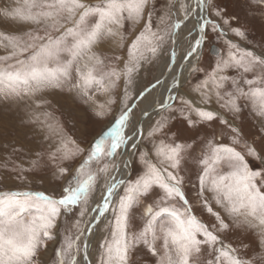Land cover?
Segmentation results:
<instances>
[{"label":"snow or ice","instance_id":"obj_1","mask_svg":"<svg viewBox=\"0 0 264 264\" xmlns=\"http://www.w3.org/2000/svg\"><path fill=\"white\" fill-rule=\"evenodd\" d=\"M0 17L24 26L0 30V100L31 101L46 144L3 166L64 181L0 190V264H133L141 246L154 264H264V43L224 0H5ZM65 91L86 106L71 130L46 98ZM234 228L254 243L225 242Z\"/></svg>","mask_w":264,"mask_h":264},{"label":"rangeland","instance_id":"obj_2","mask_svg":"<svg viewBox=\"0 0 264 264\" xmlns=\"http://www.w3.org/2000/svg\"><path fill=\"white\" fill-rule=\"evenodd\" d=\"M9 3H11V0H8ZM226 3L229 12L234 13L236 16L239 17V20L241 24L245 25L246 28L249 29L250 35L248 36V39L260 44L264 43V40H262V34H264V12H261L259 9L255 8V0H224ZM5 0H0V5L4 4ZM161 3H163V0H161ZM249 4H253V7H249ZM24 26L18 25L17 23L7 21L3 17H0V30L6 31V32H17L23 30ZM132 37H129V40ZM237 42L241 43L242 46L250 47L251 45L246 44L244 41L240 40L237 37H232ZM211 44V52L212 56H215V53H213L212 48L214 45H217L219 48H223L222 44L217 42L216 40L210 41ZM102 50L109 55H111L110 46L105 44L102 48ZM208 49H205V54H207ZM3 51H0V55H3ZM123 55L124 53H119ZM122 87V84H121ZM187 87V86H186ZM120 89L118 88L116 90V93L118 94ZM46 98L51 101L53 108L57 109V114L63 113L65 122L71 130V117L76 114L78 111H83L86 106H83L78 103H74L72 98L67 94V92H51L46 95ZM37 100L40 99V97L36 98ZM98 99L100 102H103L104 97L98 95ZM32 105V107H35L34 104H32L31 101L25 100L23 102H20L19 104L9 102L5 104L4 101L0 100V123L4 125L10 124L13 126L16 131L19 130L17 128L18 126L26 128L28 130V133L26 134V141H40L39 139H35V133L36 130L31 125L24 124L22 121L26 119L27 112L29 111V105ZM213 108H216L217 106L215 104L212 105ZM222 111V110H221ZM11 113V114H10ZM119 113V106L113 105L112 111L108 113L107 115L100 117V118H94L90 120L89 122V139H91L92 136L100 134L102 131L106 130L107 127L111 125V123L114 120V117L118 115ZM167 114V113H165ZM195 118V117H193ZM176 127L182 128L183 125H177ZM174 131L176 128L173 129ZM244 130L246 134H251L253 131L252 123L250 120H246L244 124ZM31 132V133H30ZM16 133H12V136H15ZM185 136H191L193 135L192 132H185L183 133ZM204 131H201L200 138L204 136ZM225 143H228L227 137H225L224 141ZM46 159V158H45ZM79 162V159L77 160V163ZM49 172L53 171L52 169H48ZM63 180L56 181L54 176L50 177V180L48 181L49 189H57L59 191V187L61 184H63ZM1 190L7 189L8 184H5L0 181ZM27 186L32 188H44L46 185L42 184V182L39 181V183H30L29 185H19L17 187H23ZM139 219V217H137ZM206 220L208 217L205 215L204 217ZM225 239V242L232 243L233 246H239L241 243H254V237L247 231H245L243 228H234L232 231L228 232L223 237ZM53 248L54 244L53 242H49V248L47 251H41L40 256L43 261H49L50 258L53 256ZM133 264H154V261L146 253V249H144L142 246L139 247L133 256L131 257Z\"/></svg>","mask_w":264,"mask_h":264},{"label":"crops","instance_id":"obj_3","mask_svg":"<svg viewBox=\"0 0 264 264\" xmlns=\"http://www.w3.org/2000/svg\"><path fill=\"white\" fill-rule=\"evenodd\" d=\"M17 128H19V130L16 131V129L10 124L3 126V124L0 123V181L8 184V188L3 190L26 189L28 188L27 186H17L39 183V181L46 185V187L29 188L33 190L49 189L47 186L49 185L48 181L50 180V177H53L52 171L49 172L48 169H41L38 172L25 173L27 180H20L17 172L9 170L12 167L11 164L8 165V168L3 166L5 160L11 157V160L16 161L17 163L22 162L25 167H28V162L34 158V153L46 149V144L42 141V136L40 134L35 132L37 133L35 134V139H39L40 141H26L25 139L27 138L26 134L28 133V130L20 126ZM12 133H16L15 136H12ZM14 147L21 148L23 151L13 153L12 149Z\"/></svg>","mask_w":264,"mask_h":264},{"label":"water","instance_id":"obj_4","mask_svg":"<svg viewBox=\"0 0 264 264\" xmlns=\"http://www.w3.org/2000/svg\"><path fill=\"white\" fill-rule=\"evenodd\" d=\"M219 48L217 45H214L212 48L213 53H216V49Z\"/></svg>","mask_w":264,"mask_h":264},{"label":"built area","instance_id":"obj_5","mask_svg":"<svg viewBox=\"0 0 264 264\" xmlns=\"http://www.w3.org/2000/svg\"><path fill=\"white\" fill-rule=\"evenodd\" d=\"M0 190H1V185H0Z\"/></svg>","mask_w":264,"mask_h":264}]
</instances>
